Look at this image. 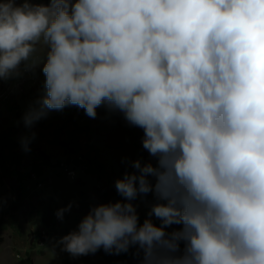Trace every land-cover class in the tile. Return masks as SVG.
Segmentation results:
<instances>
[{
    "label": "clouds",
    "instance_id": "clouds-1",
    "mask_svg": "<svg viewBox=\"0 0 264 264\" xmlns=\"http://www.w3.org/2000/svg\"><path fill=\"white\" fill-rule=\"evenodd\" d=\"M37 66L23 151L49 111L103 106L150 158L126 161L122 199L89 204L62 251L264 264V0H0V81ZM148 193L141 221L131 201Z\"/></svg>",
    "mask_w": 264,
    "mask_h": 264
},
{
    "label": "rangeland",
    "instance_id": "rangeland-1",
    "mask_svg": "<svg viewBox=\"0 0 264 264\" xmlns=\"http://www.w3.org/2000/svg\"><path fill=\"white\" fill-rule=\"evenodd\" d=\"M35 2L47 3V0ZM43 79L40 67L37 66L32 72L24 73L11 83L3 81L0 86V106H5L0 111V264H136L137 258L133 256L132 248L120 254H106L98 249L95 253L75 257L62 251L56 240L75 228L80 217L87 212L89 204L81 203L79 208L63 213L62 220L58 219L54 214L56 209L69 204L72 197L58 202L57 192L51 189L53 184L49 177L54 175L53 170L56 169L61 172L62 178L84 184L81 181L100 170L107 179V186L111 187L106 190L101 187L102 181L99 180L96 182L97 189H93L92 198L98 200V203L107 202L106 197H111V194L107 196L106 193L113 192V201L122 199L115 191L114 181L125 171L126 161L137 157L150 159L140 143L142 131L127 125L119 113H107L103 106L96 109L95 118H90L84 114L83 109L70 105L61 110H51L44 118L36 121L31 129L35 132V140L30 142L33 147L29 145V153H24L17 146L20 154L17 153L18 149L12 143L25 131L19 119L26 108L22 106L19 112L13 113L7 110L6 106L10 104L7 102L18 94L33 100L42 90ZM61 128H67V138H58L56 142L54 138L53 142L48 136H43L48 143L57 144L51 148L56 151L55 154L49 156L51 149L48 151L40 138L42 130L55 135L53 130ZM8 132H13V137L9 138ZM70 132L76 136L74 141ZM33 150L43 154L45 152L51 163H48L46 155L45 159L33 153ZM61 164L67 167L80 164L86 170L75 179H69L63 174L64 166ZM23 165L26 166L27 174L18 170ZM29 170L31 172L28 174ZM22 179H27L26 187L22 186ZM65 185L63 181L58 183L62 190ZM87 194L89 197L90 194ZM131 203L142 221L153 203V197L151 193L137 195ZM152 219L158 223L155 217Z\"/></svg>",
    "mask_w": 264,
    "mask_h": 264
},
{
    "label": "crops",
    "instance_id": "crops-1",
    "mask_svg": "<svg viewBox=\"0 0 264 264\" xmlns=\"http://www.w3.org/2000/svg\"><path fill=\"white\" fill-rule=\"evenodd\" d=\"M8 82L11 83L12 80L7 81L6 83H8ZM3 83H4L3 81H0V86ZM31 101L32 100H31L30 97H27V98L26 97H21V95L18 94L17 96L12 97L9 100V102H7V103H10V104H8V106H6V107H7V110L8 111L11 110V111H13V113L14 112H19L20 107L25 106V108H27ZM4 107L5 106H2V107L0 106V111H2ZM19 122H21V117L19 119ZM21 125H22V127H24L23 124H21ZM42 132H43V134L40 137L41 139H43V136L45 135V137L48 136L50 138V140L53 141V142H54V138H55V142H56V139L58 140V138H61L62 139L63 137L64 138H67L68 137V130H67V128L66 129L65 128L64 129L61 128L60 130H53V133L55 132L54 133L55 135H53L50 132H46L45 130H42ZM12 133L13 132H8L7 136L9 138L10 137H13V134ZM69 134L73 136V141H74L75 134L73 132H70ZM32 140H35V139L33 138ZM12 145L15 146V148H17V149H18V147L21 148L20 147V144H19V139H17V141L13 142ZM29 145H30V143H29ZM42 145H44L48 149V151H49V148L50 149L51 148H55L54 145L57 146L56 143H48L45 140V138L43 139ZM77 145H78V143H77ZM30 146L33 147L32 145H30ZM19 151L20 150L18 149V151H16V152L19 153ZM23 152L24 153H29V152H25V151H23ZM55 152L51 149L50 153H48V154H49V156L50 155H54ZM44 155L47 156L48 163L50 164L51 163L50 162V157H48V155L45 152H44ZM59 155H61V153ZM32 157L34 158L33 160H35V156L32 155ZM19 167H18V170H23L27 174V172L25 171L26 170L25 169V167H26L25 165H23L22 167L21 166H19ZM30 172H31V170L28 171V174ZM53 173H54V175H53L54 177L52 176V177H49V178H50V182L53 184V186H52L51 189L55 190L53 192H55V193L57 192V198H56L57 201L58 202H62L64 200L63 198H67L69 196L72 197V199L70 200V202H71L70 209H72V210H73V208H79V206H80L81 203L82 204H85V203L86 204L98 203V200H94L92 198V196H93V189H97L96 182H98L99 180L102 181L101 187L105 188L106 190H107V188H110L111 187V186H109V187L107 186V183H106L107 179L105 178V175L103 173H100V170H99V172L97 171L96 174L95 173H91V175L89 174L88 175L89 177L87 176V180L81 181L84 184H82V183H76V182H73V181H68V180L62 178L61 172L58 171V170H56V169L53 170ZM27 178H28V176H27ZM25 180H27V179H22V181H21L22 186H24V187L27 186ZM60 181H63L64 184H67V185H65L66 187H64L63 190L60 189V187L58 186V183H60ZM111 189H113V188H111ZM87 192L90 194V196H89L90 198L88 197ZM109 194H111V197H106V199L108 201H110V200L113 201L114 193L113 192L106 193L107 196H109ZM87 207H89V206H87ZM81 209H80V211H82ZM85 209H86V207H85Z\"/></svg>",
    "mask_w": 264,
    "mask_h": 264
},
{
    "label": "built area",
    "instance_id": "built-area-1",
    "mask_svg": "<svg viewBox=\"0 0 264 264\" xmlns=\"http://www.w3.org/2000/svg\"><path fill=\"white\" fill-rule=\"evenodd\" d=\"M63 165V164H61ZM64 166V175L68 177L69 179H75L76 177L80 176V174H84L85 172L83 171L82 167L80 164L78 165H71L73 167H67V165ZM114 264H119V263H114Z\"/></svg>",
    "mask_w": 264,
    "mask_h": 264
},
{
    "label": "trees",
    "instance_id": "trees-1",
    "mask_svg": "<svg viewBox=\"0 0 264 264\" xmlns=\"http://www.w3.org/2000/svg\"><path fill=\"white\" fill-rule=\"evenodd\" d=\"M36 150V149H35ZM33 150V153H36L38 155H40L41 157H44L46 159V156L43 153H38L37 151Z\"/></svg>",
    "mask_w": 264,
    "mask_h": 264
},
{
    "label": "bare ground",
    "instance_id": "bare-ground-1",
    "mask_svg": "<svg viewBox=\"0 0 264 264\" xmlns=\"http://www.w3.org/2000/svg\"><path fill=\"white\" fill-rule=\"evenodd\" d=\"M82 169H83V171L85 172L86 168H82Z\"/></svg>",
    "mask_w": 264,
    "mask_h": 264
}]
</instances>
